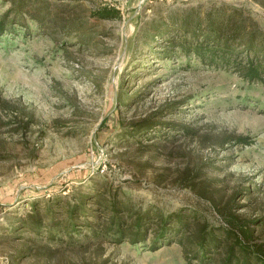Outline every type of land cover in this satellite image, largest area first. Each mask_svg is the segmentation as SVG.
I'll list each match as a JSON object with an SVG mask.
<instances>
[{
  "label": "rangeland",
  "instance_id": "1",
  "mask_svg": "<svg viewBox=\"0 0 264 264\" xmlns=\"http://www.w3.org/2000/svg\"><path fill=\"white\" fill-rule=\"evenodd\" d=\"M219 14L264 37V0H0V264H199L224 215L264 248V77L179 50Z\"/></svg>",
  "mask_w": 264,
  "mask_h": 264
},
{
  "label": "trees",
  "instance_id": "2",
  "mask_svg": "<svg viewBox=\"0 0 264 264\" xmlns=\"http://www.w3.org/2000/svg\"><path fill=\"white\" fill-rule=\"evenodd\" d=\"M223 13V12H222ZM99 18L116 17L118 11L114 8H100L97 11ZM231 15L226 17H219L216 19H207L205 28L188 31V34L195 39L194 45L186 43L185 41L179 44V50L194 54L198 60L209 64L212 67H230L237 71L239 75L248 81H261L264 77V37L257 36L253 31L248 34L241 32L240 28L232 30L226 28L228 20ZM186 20L182 22V25ZM5 19L0 22V29L5 27ZM198 32V33H197ZM203 32V33H200ZM158 35V33H154ZM139 129H145L144 125L139 126ZM136 129V128H135ZM134 129V130H135ZM117 206L114 202L111 205V216L109 224L114 225L111 234L119 235L123 233L121 221L117 217ZM171 219L167 221V217L161 221L160 227L157 229L151 241L154 247L160 244L159 239L165 238L168 242L173 241L175 237L178 243H183L182 236L184 228L187 226L181 214L170 215ZM224 226H216L207 228L203 225L198 228L196 237L192 240L191 251L195 259H198L199 264H209L207 260H211L208 252H213L224 246L225 255L218 261L217 264H264V248L262 244H250L247 240L251 234L242 227L240 221H237L231 215H224ZM71 211L67 219L66 226L71 224ZM167 221V222H166ZM143 218L137 220L127 226V229H132L128 234V238L133 242L143 241L145 236V225ZM165 223L171 224V227L164 228ZM53 224L48 225L51 230ZM109 229V228H108ZM109 229L108 231L112 230ZM166 230H169V232ZM230 241V242H228ZM191 244V243H190Z\"/></svg>",
  "mask_w": 264,
  "mask_h": 264
}]
</instances>
